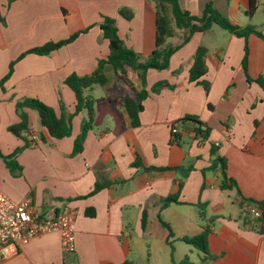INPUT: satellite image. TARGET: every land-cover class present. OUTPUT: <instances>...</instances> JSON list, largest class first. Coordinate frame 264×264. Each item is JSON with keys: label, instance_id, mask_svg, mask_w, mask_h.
Listing matches in <instances>:
<instances>
[{"label": "crops", "instance_id": "0c3cea01", "mask_svg": "<svg viewBox=\"0 0 264 264\" xmlns=\"http://www.w3.org/2000/svg\"><path fill=\"white\" fill-rule=\"evenodd\" d=\"M210 2L232 22L264 34V0H258L252 16L247 14L250 0H182L181 6L201 15ZM155 5V0H0L5 17L0 84L23 53L80 32L50 54L18 59L0 87V151L10 155L22 148L14 172L0 157V190L15 201H28L43 217L65 206L74 209L76 249L65 254L60 233H45L20 244L3 264H176L187 256L194 264H264V233L242 208L244 199L264 200V89L247 80L243 37L217 25L196 32L172 54L168 68L147 71L145 85L136 71L129 70L127 83L108 67V83L86 90L96 99L94 121L76 154L86 109L73 117L67 137H51L31 108L25 109L30 145L9 130L21 120L16 104L22 98H37L58 115L61 104L75 112L76 95L66 79L91 74L107 57L103 17L115 18L126 45L148 59L156 48ZM122 8L131 10L132 18L123 16ZM184 34L178 29L167 47L180 45ZM248 45V74L264 77V39L250 34ZM199 46L208 50V91L189 78ZM132 88L148 91L138 126L122 102ZM191 116L203 130L209 128L206 137ZM218 157L226 159L228 176L238 186L222 187ZM210 218L213 257L203 260L204 252L182 237L200 234Z\"/></svg>", "mask_w": 264, "mask_h": 264}, {"label": "trees", "instance_id": "16d2710c", "mask_svg": "<svg viewBox=\"0 0 264 264\" xmlns=\"http://www.w3.org/2000/svg\"><path fill=\"white\" fill-rule=\"evenodd\" d=\"M16 0H8L9 4ZM182 0H155V8L157 13V38L156 48L148 59L142 60L141 55L129 48L119 33V29L116 24V20L113 17L105 16L101 23V28L104 37L109 41V53L106 58H102L98 61V66L91 74L77 75L71 74L67 77L66 83L73 89L76 95V110L73 113L67 112L65 106L61 104V114L58 115L55 109L37 98H22L17 101L16 109L21 120L17 124L9 126V130L15 135L24 138L26 140L25 146L30 145L29 135V116L26 112V108H31L37 111L40 122L47 130L48 134L53 138H63L72 134V120L73 117L86 109L88 117L85 119L81 133L75 139L74 154L82 151L83 142L86 133L93 127L94 121V104L96 99L86 95V90L92 88L95 85H106L108 83V76L106 75V69L111 67L118 77L127 83H129L128 72L129 70L136 71L143 85L146 83L147 71L151 68L165 69L169 67V61L172 54L182 45L190 40L192 35L196 32H203L211 27L217 25L230 33L243 37L245 39V54L243 58V67L246 73L247 80L251 82H257L264 89V77L260 76L256 79L252 78L248 74V55L249 45L248 36L250 34H256L264 39V34L257 30L253 25L241 26L232 22L228 17L223 15L218 9H216L212 2L208 3L201 15H193L188 10H185L181 6ZM258 7V0H250L247 14L252 16ZM121 14L127 18H132V11L127 8L121 9ZM0 21L5 22V17L0 12ZM183 30L185 32L183 42L178 46L167 47L166 43L169 38L176 36L177 30ZM80 32H77L69 38L61 41H50L46 44L35 47L23 53L18 59L22 58L27 53L37 54H50L52 51L60 48L61 46L74 41ZM207 48L205 46H199L189 72V78L191 82L202 84L208 91L210 84L204 79L207 73L206 55ZM17 59V60H18ZM16 60V61H17ZM16 61H13L10 65L9 73L2 79L0 87H3L4 82L10 77L13 66ZM160 84L155 87V90L160 89ZM148 91L143 88L141 91H137L132 88L131 92L126 94L123 99V105L128 112L132 124L138 126L140 124V113L144 108L143 101L147 98ZM112 99V97H110ZM190 120L198 123L200 126L197 128V132L206 137L209 128L202 129L201 121L197 117H187ZM34 136V135H33ZM32 136V139L35 138ZM22 148H18L14 153L10 155H3L0 151V157L4 158L7 165L14 172L19 168L18 163L15 160L16 155ZM217 161L221 164L223 174V188H230L238 186L237 181L228 176L226 159L218 157ZM97 184L93 193L100 187ZM168 200H174V197H169ZM246 202L257 203L262 210V214L259 217H253L251 214L244 211L245 217L249 220L257 221L260 225V231L264 233V200L257 201L253 199H244ZM243 201V202H244ZM243 206V205H242ZM204 216V214H203ZM147 215L144 212L143 215V227L146 225ZM214 222L213 218L208 219L203 231L196 236H184L182 240L193 245L194 247L202 250L205 254L203 260L211 259L213 256L209 253L208 239L209 235L213 232L211 224ZM165 226L170 228L167 223L163 222ZM170 236H174L170 229ZM123 264H134L133 262H125ZM176 264H194L189 257H185L183 260Z\"/></svg>", "mask_w": 264, "mask_h": 264}, {"label": "built area", "instance_id": "2783aa9c", "mask_svg": "<svg viewBox=\"0 0 264 264\" xmlns=\"http://www.w3.org/2000/svg\"><path fill=\"white\" fill-rule=\"evenodd\" d=\"M173 132H177V128ZM33 137L36 139L37 136ZM242 208L253 217L262 214L257 203L246 201ZM51 232L60 233L65 254L73 253L76 249V211L65 206L55 215L43 217L28 201H15L0 190V264L14 257L20 244Z\"/></svg>", "mask_w": 264, "mask_h": 264}]
</instances>
